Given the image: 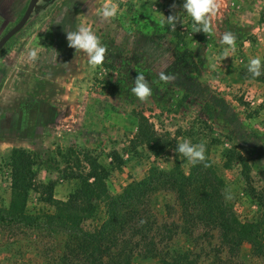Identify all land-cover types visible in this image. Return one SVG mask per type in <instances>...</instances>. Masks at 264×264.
<instances>
[{"label":"rangeland","instance_id":"rangeland-1","mask_svg":"<svg viewBox=\"0 0 264 264\" xmlns=\"http://www.w3.org/2000/svg\"><path fill=\"white\" fill-rule=\"evenodd\" d=\"M184 2L38 0L26 24L2 47L0 216L5 219H0V264H93L76 238L46 220L54 208L40 193L29 192L26 219L5 214L11 197L9 155L14 148L36 152L40 162L32 165L34 181L54 180V197L66 200L80 180L63 178L65 168L55 151L71 146L89 149L109 170L110 193L118 195L151 168L167 172L175 163L173 151L154 157L132 142L136 111L178 144H205L210 163L202 171L205 186L214 188L217 200L239 222L258 225L259 239L251 241L236 232L224 239V231L207 222L204 214L202 220L195 217L200 211L183 214L176 193L162 188L144 207V219L153 222L157 250L188 249L195 264H210L217 255L227 264H264V208L249 192L238 159L224 164L234 151L249 160L255 155L264 165V0H220V8L209 18L211 34L194 31ZM27 3L0 0V35L20 18ZM105 4L117 6V15L107 22L100 16ZM172 14L179 18L182 40L167 31L170 25L160 23ZM81 25L89 27L107 49L103 64L95 69L86 54L68 46L67 31ZM226 32L236 37L234 52L221 43ZM33 48L38 49L35 62L27 59ZM225 50L229 57L221 59ZM256 57L261 60L258 77L248 71L250 59ZM160 72L174 79L164 83ZM138 73L145 75L152 89L145 102L131 92ZM21 120L26 133L11 132L9 121L18 129ZM113 152L123 159L120 168L112 163ZM181 156V168L188 173L192 164ZM20 166L26 168L24 163ZM249 175L251 185L264 194V182L253 171ZM104 212L101 205L84 228L92 230ZM147 246L141 243L132 249L131 264H160L146 257Z\"/></svg>","mask_w":264,"mask_h":264},{"label":"trees","instance_id":"trees-1","mask_svg":"<svg viewBox=\"0 0 264 264\" xmlns=\"http://www.w3.org/2000/svg\"><path fill=\"white\" fill-rule=\"evenodd\" d=\"M261 17H264V7ZM180 26L178 21L175 29L168 26L167 31L182 40L185 36ZM134 115L137 125L132 142L136 146H144L154 157L173 151L175 163L170 170L165 172L151 168L142 179L131 181L120 194L112 195L107 184L110 172L95 154L89 149H79L74 146L57 148L55 157L59 158L65 168L63 178L80 180V185L68 195L66 200H60L53 195L56 184L54 180L47 183L34 181L35 173L32 165L39 164L38 154L24 148H14L9 155L11 197L5 214H9L11 219H26L27 200L29 192L33 190L40 193V198L54 208L52 213L46 215V220L62 228L67 235L76 238L78 247L82 251L85 250L89 257L91 256L93 264H131V251L141 243L148 245L146 257L160 264H195V261L190 259L188 249L182 251L170 249L165 252L157 250L154 244L156 241L151 233L153 222L144 219L146 215L144 207L150 195L159 189L168 188L176 193L183 214L200 211L195 217L202 220L204 214L208 218L207 222L215 223L222 232L224 231V239L230 238L234 232L244 235L251 241L259 239L256 222H239L224 203L217 200L214 188L211 185H208V188L205 186L202 171L204 168L209 169L204 166L205 163L210 165L207 159L203 163L192 164L189 172L185 173L180 165L181 155L175 151L178 145L176 138L169 132H158L154 123L143 112L136 111ZM235 158L241 164V173L249 192L264 208V194H260L251 185L249 175L253 171L264 182V165L255 155L249 160L234 151L227 154L224 164L229 166ZM111 160L117 168L123 164L118 152L111 154ZM22 163L26 168L20 166ZM192 194L194 198L191 197ZM101 205L105 207L104 218L92 230H86L84 222L95 218ZM0 219H5V216H0ZM91 246L94 251L90 253ZM71 253L73 257H77L76 254ZM210 264L227 263L217 255V259L212 260Z\"/></svg>","mask_w":264,"mask_h":264},{"label":"clouds","instance_id":"clouds-1","mask_svg":"<svg viewBox=\"0 0 264 264\" xmlns=\"http://www.w3.org/2000/svg\"><path fill=\"white\" fill-rule=\"evenodd\" d=\"M220 0H185L183 3V9L186 10L189 17H191L193 23V29L195 32L203 31L205 34L212 33V27L210 24V16L215 15L220 8ZM175 7V5H173ZM117 15V6L115 4H105L100 12L102 21H110ZM179 18L174 15L167 16L166 20L162 19L161 24L170 25L175 29ZM68 46L75 49V52H83L88 58V64L92 69L101 66L104 62L107 49L101 44L100 38L86 26H78L75 31H67ZM221 43L228 45L233 52L236 49V37L231 32H226ZM229 57L227 50H225L221 59ZM27 59L31 62H35L38 59V49L33 48L27 53ZM261 60L259 57L252 58L249 61L248 71L252 73L254 77L261 75ZM159 79L164 83H169L174 79L171 75H166L164 72L159 73ZM134 86L131 88V92L141 101L145 102L152 95V89L149 86L148 80L145 75L138 73L133 81ZM177 153L187 158V160L195 165L197 163H203L206 160L205 156V144H192L189 141L179 143L175 149ZM205 167L210 165L205 163ZM228 199L231 198L229 195Z\"/></svg>","mask_w":264,"mask_h":264},{"label":"water","instance_id":"water-1","mask_svg":"<svg viewBox=\"0 0 264 264\" xmlns=\"http://www.w3.org/2000/svg\"><path fill=\"white\" fill-rule=\"evenodd\" d=\"M38 0H30L20 20L0 38V49L15 35L27 22Z\"/></svg>","mask_w":264,"mask_h":264},{"label":"flooded vegetation","instance_id":"flooded-vegetation-1","mask_svg":"<svg viewBox=\"0 0 264 264\" xmlns=\"http://www.w3.org/2000/svg\"><path fill=\"white\" fill-rule=\"evenodd\" d=\"M29 1L30 0H28V3H29ZM28 3H27V5H28ZM37 3H38V1H37ZM36 3V4H37ZM27 7V6H26ZM26 9V8H25ZM25 11V10H24ZM24 13V12H23ZM23 15V14H22ZM22 15L20 16V18L22 17ZM20 18L16 21V22H14L9 28H7L6 30H4V32H2L1 33V35H0V38L8 31V30H10L19 20H20ZM0 53H2V48L0 49ZM3 74H1L0 73V81H1V76H2ZM23 104H21V106H22ZM42 114H44V112H41ZM25 121H20V123H19V126L20 127H18V129H16V128H14L15 126H14V122L12 121H9V125H8V127L9 128H11V132L13 131V130H18L19 131V133L21 134V135H24L25 133H26V131H27V128H26V126H23L22 125V123H24ZM25 127V128H24ZM9 132V131H8Z\"/></svg>","mask_w":264,"mask_h":264}]
</instances>
